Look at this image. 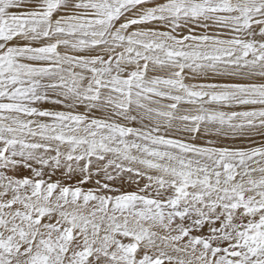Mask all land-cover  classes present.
Masks as SVG:
<instances>
[{
	"label": "snow or ice",
	"instance_id": "snow-or-ice-1",
	"mask_svg": "<svg viewBox=\"0 0 264 264\" xmlns=\"http://www.w3.org/2000/svg\"><path fill=\"white\" fill-rule=\"evenodd\" d=\"M0 264H264V0H0Z\"/></svg>",
	"mask_w": 264,
	"mask_h": 264
}]
</instances>
